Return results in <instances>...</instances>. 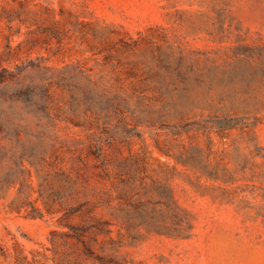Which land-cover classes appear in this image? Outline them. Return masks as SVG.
I'll list each match as a JSON object with an SVG mask.
<instances>
[{
	"label": "rangeland",
	"instance_id": "obj_1",
	"mask_svg": "<svg viewBox=\"0 0 264 264\" xmlns=\"http://www.w3.org/2000/svg\"><path fill=\"white\" fill-rule=\"evenodd\" d=\"M4 66L0 264H264V0H0Z\"/></svg>",
	"mask_w": 264,
	"mask_h": 264
},
{
	"label": "trees",
	"instance_id": "obj_2",
	"mask_svg": "<svg viewBox=\"0 0 264 264\" xmlns=\"http://www.w3.org/2000/svg\"><path fill=\"white\" fill-rule=\"evenodd\" d=\"M12 71L4 66L3 68H0V83L7 82L9 80H14L16 76H13ZM24 155L21 156V163L24 160ZM18 182V177L15 174V171L9 170L6 173L2 174L0 173V208L3 204L2 198H3V190L6 185H14ZM15 202H12V205H14ZM19 207V206H18Z\"/></svg>",
	"mask_w": 264,
	"mask_h": 264
}]
</instances>
